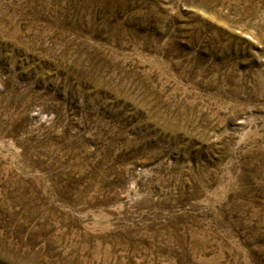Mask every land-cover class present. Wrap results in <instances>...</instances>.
I'll list each match as a JSON object with an SVG mask.
<instances>
[{
	"label": "rangeland",
	"instance_id": "374dc122",
	"mask_svg": "<svg viewBox=\"0 0 264 264\" xmlns=\"http://www.w3.org/2000/svg\"><path fill=\"white\" fill-rule=\"evenodd\" d=\"M0 264H264V0H0Z\"/></svg>",
	"mask_w": 264,
	"mask_h": 264
}]
</instances>
